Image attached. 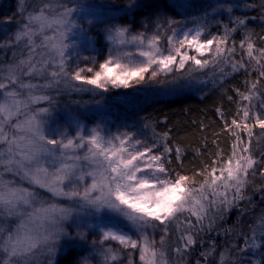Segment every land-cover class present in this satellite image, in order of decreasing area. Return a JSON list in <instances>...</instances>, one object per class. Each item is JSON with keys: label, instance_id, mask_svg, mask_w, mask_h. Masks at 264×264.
<instances>
[{"label": "snow or ice", "instance_id": "obj_1", "mask_svg": "<svg viewBox=\"0 0 264 264\" xmlns=\"http://www.w3.org/2000/svg\"><path fill=\"white\" fill-rule=\"evenodd\" d=\"M242 6L264 22V0ZM240 7L18 0L20 19L0 21V264H264V184L249 195L264 178V35ZM238 75L219 131L188 124L195 146L168 116H104L109 98L207 95Z\"/></svg>", "mask_w": 264, "mask_h": 264}, {"label": "trees", "instance_id": "obj_2", "mask_svg": "<svg viewBox=\"0 0 264 264\" xmlns=\"http://www.w3.org/2000/svg\"><path fill=\"white\" fill-rule=\"evenodd\" d=\"M256 4H259L260 0H254ZM18 0H0V21H6L7 18L16 15V6ZM176 12H180V9H174ZM251 16H256L255 20H251L248 27L251 31H253L257 37L264 35V22L260 19L259 10H251L247 11ZM177 18H180L179 16ZM19 15H16V20H19ZM12 25H15L16 21L11 22ZM255 26H259V28H255ZM15 28L13 27V31ZM242 38V34L238 33L235 36L237 43ZM257 43H260L257 40ZM10 55V54H9ZM254 78V76H253ZM244 76L238 75L236 79L232 80L231 83L225 86V91H216L208 86L206 89L207 95H204L199 92H182L180 94H171V95H161L157 94L155 89H149L143 93L129 96L127 100H124L122 97L117 98H109L108 104L109 109L115 108L119 110L121 117L123 119H127L132 117L134 112H138L140 116H144L149 118L152 121H158L164 116H168L172 121L173 125H185V127L181 128V136L187 142H191L193 146H195L196 142L199 139V131L197 127L188 126L190 122L194 119L199 124L200 120L203 119L206 124H211L213 128L219 131L218 121L215 119V109L218 106H223L226 113L234 112L235 105L230 103L227 99L228 95L235 96V93L232 92V88L240 87L243 89ZM202 87V86H201ZM85 100L89 99L88 95H84ZM75 105H71L68 108H74ZM140 116L135 117L139 119ZM187 122V123H186ZM222 145L224 143L223 137L221 138ZM191 159V155L189 156ZM264 184V178L257 176L255 178L254 184L251 188H249V195L253 194L254 188ZM255 202L258 205L264 204L259 199V194H256L254 197ZM259 207L254 209V212L259 213ZM235 213V210H233ZM243 231L247 232L249 217H244ZM237 223V215L231 214L229 217L228 227L231 224ZM236 231H240V228L237 227ZM222 236H218L217 243L222 244V242L227 239V237L221 233ZM232 240L237 243L242 242V238L237 240L236 233L233 232L231 234ZM226 250L225 248H220L216 250L215 256L218 258L219 251Z\"/></svg>", "mask_w": 264, "mask_h": 264}, {"label": "rangeland", "instance_id": "obj_3", "mask_svg": "<svg viewBox=\"0 0 264 264\" xmlns=\"http://www.w3.org/2000/svg\"><path fill=\"white\" fill-rule=\"evenodd\" d=\"M87 3H94V4H97V5H103V4H113L115 5V7H120L122 6V3H123V0H86ZM184 2V0H177V3H182ZM196 3H201L202 0H195ZM232 3L233 4H236V3H240L241 4V7L238 8V9H235V15L239 16L242 12H245V11H250V9H245L242 5H243V0H232ZM225 23H227V19L224 20ZM249 25V24H248ZM259 28V26H255V28ZM249 28V27H248ZM242 34V33H241ZM73 108H67L66 110H63L61 111L59 114H58V118L63 121L67 118H69V116L71 115H75V113L72 111ZM85 115L88 117L89 120H92L96 114L94 113H85ZM104 116L110 120H124L122 117H121V114L119 112V110H116L115 108H110L108 109V111H106L104 113ZM220 236H222V234H220Z\"/></svg>", "mask_w": 264, "mask_h": 264}]
</instances>
